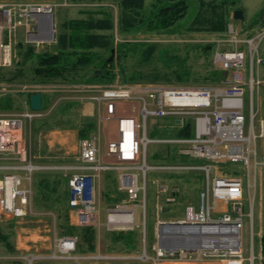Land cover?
I'll return each mask as SVG.
<instances>
[{"label":"built area","instance_id":"2783aa9c","mask_svg":"<svg viewBox=\"0 0 264 264\" xmlns=\"http://www.w3.org/2000/svg\"><path fill=\"white\" fill-rule=\"evenodd\" d=\"M57 5L34 0L0 1V69L14 65L20 31L24 32V43L37 48L55 40L57 29L53 18ZM226 33L228 39L223 42L236 45V49H215L213 63L223 73L216 84L150 83L110 88L78 85L73 89L81 99L97 103L99 114L96 132L79 141L81 164L69 168L76 171L68 182L71 226L92 227L99 235L104 225L110 233H128L140 227L136 210L141 207L144 211L142 234L147 236L149 173L186 171L194 175L199 171L204 174L205 186L200 192L199 204L187 207L185 219L174 220L164 219L163 214L178 202L182 191L178 186L155 182L162 200L157 204L155 234L158 242L151 246L154 255L147 249L139 256L78 253V237L64 236L56 239L54 252L59 254L55 255L56 259H70L76 264H132L135 261L144 264H256L258 258L254 251L246 255L243 232L251 222L253 240L256 179L264 171V106L260 108L258 99L256 102V94L264 88L261 74L264 29L243 38L235 23L230 22ZM241 45L249 47L248 74L247 53ZM17 88L26 95L41 91V85ZM3 89L4 93L9 92L6 87ZM248 93L247 116L245 98ZM25 108L22 114L0 113V221L29 216H50L56 220L54 213H38L33 209L34 173L45 167L33 163L30 150L23 142L24 129L26 123L44 117L46 112L32 111L27 103ZM149 119H162V131L177 133L189 129L190 135L151 138ZM106 122L115 123L117 136L103 149L100 131ZM159 144L168 146L167 156L175 157L177 153L188 162L153 165L149 162L148 148ZM198 160L204 163H192ZM229 164L242 165L243 175L228 171ZM107 172L119 175L118 190L127 198L106 210L103 224L101 181ZM252 189H255L253 197ZM37 258L32 256L28 261L32 264Z\"/></svg>","mask_w":264,"mask_h":264},{"label":"rangeland","instance_id":"374dc122","mask_svg":"<svg viewBox=\"0 0 264 264\" xmlns=\"http://www.w3.org/2000/svg\"><path fill=\"white\" fill-rule=\"evenodd\" d=\"M1 1V0H0ZM8 1V0H7ZM16 2L17 0H9ZM67 1V2H66ZM189 3V11L187 16L181 20L176 27L173 30H170L168 32H162V31H149L145 28L139 29L136 32H132L130 34H122L116 26L113 35H114V41L115 45L119 46L125 42H134V43H140V44H146V45H157V51L154 54L153 58L150 60L149 63H143L142 64V56L140 53L132 52L129 53V55L126 57L124 54H120L118 52H115L114 60L112 62L115 63V73L117 74V78L113 83H63L62 81H55L54 83H48V84H38L35 82H10V81H0V98H3L5 96H10L14 100L15 109L12 111L13 114H22L24 111H26L25 103L27 101V95L25 93H22L18 91L17 86L19 85H41V91L47 90L49 93H53L57 95L58 97L55 98L57 101L56 107L54 108V111L58 108V105H60V102L64 99L65 96H61V93L55 92L58 90H62V86H65V90H69V92H66V97L64 101L66 103L68 102H75L78 100L79 93L73 91V89L77 88L78 85H93L97 88H110L115 85H124V86H131L133 84H150L151 82H147L145 80H142L141 82H135V83H128L127 81L123 80L122 75L125 73L126 75H131L132 73L136 71H142L145 75L149 74L152 75L153 73H161L164 77L167 73H173L180 67L184 69V71L189 72L190 75V84H196V85H213L216 84L218 81H215L213 77V73L217 70L213 63V55L214 50L212 53H210L208 56L205 55L201 50L200 47L204 45H209L214 43L216 40H226L228 39L227 33H225L223 36H215L211 35L207 32H193L189 31L187 29L188 25L191 24L194 19L197 17V14L199 12V8L201 6V3L199 0H186ZM208 1V0H206ZM232 2V0H230ZM34 2H51L56 3L58 10H56L55 13V22L57 23L58 27H56L58 34L59 31V25L65 19L68 15L66 14L67 9H75V14L72 16V18H79V11H85L90 12L87 15L81 14L80 16L89 18L90 15H93V13H101V11L109 12L113 14V18L116 22L115 25H117V16L119 14V9L117 6V0H34ZM69 2V3H68ZM155 2V0H145V7L146 11L152 10V5ZM221 2V1H220ZM237 2H241V0H237ZM248 2L252 5V9L249 10L245 14L247 18H249L254 12L257 11L258 14L256 15L255 19L263 21L264 20V0H248ZM77 5L76 7L74 5ZM68 4V5H66ZM237 6V5H235ZM69 11V10H68ZM72 14V10H70ZM103 13L99 14L97 17H103ZM255 16V13H254ZM71 17V16H70ZM85 18V19H86ZM232 20L231 15L228 17V22ZM237 23V22H235ZM243 23V21L239 22ZM260 25V27H257V31L260 32L264 29V22ZM241 29V30H240ZM240 35L244 36H251L255 35L256 30L253 29V27H249L248 24H244V27H239ZM241 36V37H242ZM24 32L23 30L20 31L18 34L19 41L17 47H16V60L19 59L20 56V46H24L25 48L33 47L37 52H42L47 49H49L55 41L51 40L48 43L45 44L39 48L36 46L25 44L24 43ZM23 41V42H21ZM225 47L231 50L236 49V45L234 44H225ZM242 49L245 50L247 53V61H246V74H248L250 70V52L249 47L247 45H241ZM120 56V59L118 57ZM14 69V66L11 67ZM7 74V72L4 71V69H0V73ZM124 71V72H123ZM126 71V72H125ZM160 84L165 85H174L177 84L174 81L169 83L165 82L164 80L158 82ZM16 85V88L14 87ZM9 86V87H7ZM3 87H6L9 92L4 93ZM249 97L250 93L247 94L245 98V110L246 115L248 116V107H249ZM258 99V103L260 108L264 106V88H262L259 92V95L256 94V102ZM54 100V101H55ZM79 101V100H78ZM80 102V101H79ZM77 104V103H76ZM75 104L74 107H70L73 114L77 113L78 106ZM28 107V105H27ZM0 113H4L1 112ZM54 113V112H53ZM52 113V114H53ZM66 118L69 116H65ZM162 121V120H160ZM249 120L247 117V123L246 128L248 127ZM28 123H26V127L24 129V137L23 142L26 143V148H29L26 135H29V131L27 129ZM162 127V122H157L154 124L152 123V119H149L148 121V133L149 137L151 138H172L175 137V132H172L170 130L164 129L161 131L160 129ZM28 132V133H27ZM153 132V133H152ZM103 136L101 140L102 148L104 149L105 143H104ZM104 146V147H103ZM166 145H151L148 148V154H149V161H151V154L153 151H157L158 157H162V160H156L155 162L159 163H169V162H179V163H187L188 160L185 157L177 156V153H175V157L173 161L170 160V157L167 156V148ZM175 148H173V152ZM30 150V148H29ZM34 150V148H33ZM35 152V150H34ZM194 164H203L204 161H193ZM226 169L230 172H237L241 176L243 175V168L242 165L239 164H229L226 166ZM24 174V172H21ZM158 172H152L148 175V198H147V208H146V218H147V236H144L142 234V224L144 222V211L143 208L138 207L136 210V220L139 223L140 227H135L133 231L128 232L130 237L133 238V244L129 247L128 245H125L124 241L115 243L112 240V236H110V233L107 232V228L105 225L101 228L100 235H97L95 240V251L94 255L101 253L102 255H116V254H131L139 256L141 252H143L144 249H147L148 253L150 255H154V252H151V246L154 243L158 242V237L156 236V226H157V204L158 201L153 202V196L150 195L151 190L153 189V184L151 183L153 179H155L158 176ZM115 175V174H114ZM162 177H158L160 185H169V186H178L181 189V195L178 199V202L175 205L170 206L171 210L163 214L164 219H185L186 210L187 207L190 205L197 206L199 204L200 200V191L205 186V178L204 174L197 171L194 175L192 173H187L186 171H178L175 173H169L162 171L160 173ZM252 184L254 180L252 179ZM102 184V183H101ZM102 187V185H101ZM156 187V186H155ZM188 189H187V188ZM117 188V186H116ZM103 189L101 190V193H103ZM154 192V191H153ZM158 187L157 192L155 194L158 195ZM255 194V189H252V197ZM162 195V194H161ZM264 171L260 173L257 176L256 179V196L254 201V222H253V234L254 238L252 240V225L251 222H248L246 225V228L243 232V244L245 248L246 255H251L252 251H254L255 255L257 256V262L256 264H261L262 260L260 258V240H259V234H260V215H261V209L263 207L264 199ZM68 198V196H67ZM102 197V201H103ZM114 202L112 203H102L103 211H102V217L101 221L103 224L106 223V210L112 206H114ZM57 215V214H56ZM59 216V215H57ZM69 218V212L65 214L62 217V219L57 220L55 222L48 221L47 225L48 227H43L41 223H37L36 220L27 218L25 220H6V221H0V235L1 237L3 235L7 236L9 239V242L13 248L11 250L7 247L6 241L2 240L0 238V264H30L28 261L31 259L32 256L38 257L32 264H76L75 261H72L70 259L62 260V259H56L55 255V243L56 239H59L64 236H69L67 234L66 230V217ZM162 218V214H161ZM69 225L70 221H69ZM79 228L77 226H72ZM47 228V229H46ZM264 228V226H263ZM46 229V231H45ZM82 229V228H81ZM41 230V232H40ZM125 233V234H128ZM112 235V234H111ZM75 236V235H72ZM78 237V236H77ZM146 237V238H145ZM80 239L78 241L77 246L80 243ZM83 242V241H82ZM127 246V247H126ZM55 251V252H54ZM75 255V254H74ZM45 257V258H44ZM103 262H98L97 264H102ZM105 264V263H104ZM114 264H125L122 262H116ZM132 264H144L140 261H135Z\"/></svg>","mask_w":264,"mask_h":264},{"label":"trees","instance_id":"16d2710c","mask_svg":"<svg viewBox=\"0 0 264 264\" xmlns=\"http://www.w3.org/2000/svg\"><path fill=\"white\" fill-rule=\"evenodd\" d=\"M200 10L194 21L188 25L187 29L193 32H219L227 30L228 17L231 15L226 4H234V0H199ZM119 14L117 25L113 14L101 11L93 13L86 19H71L59 25L56 36V43L49 49L37 52L33 47L25 48L20 46V56L14 63V69H4L7 74L0 73V81L10 82H35L38 84L54 83L59 80L63 83H113L117 74L115 73V63L110 61L112 50H116L119 55L122 53L128 56L129 53H140L142 64L149 63L157 51V45H146L140 43L125 42L119 46L115 45L113 32L118 26L122 34H130L139 29L149 31L168 32L183 20L189 11V3L186 0H155L151 11H146L145 0H117ZM103 17H97L99 14ZM259 20H254L256 25ZM215 48L214 44L204 45L200 50L209 55ZM16 60V59H15ZM185 69V68H184ZM181 67L173 73H167L163 77L161 73L145 75L142 71H136L131 75L121 74L123 80L128 83L141 82L145 80L151 83L175 82L177 84H188L190 82L189 72ZM124 72V71H123ZM126 72V71H125ZM215 81L223 77V73L216 70L213 73ZM29 102L31 95H28ZM15 102L10 96L0 98V111L11 113L15 109ZM71 106L66 107V111L71 110ZM43 110L45 108L43 107ZM51 115V113L49 114ZM70 117V116H69ZM72 117V116H71ZM59 115L55 113L50 118L34 122V130H50L58 123ZM71 119V118H69ZM53 121L56 124L53 125ZM72 121V120H71ZM79 128L80 138L91 137L97 129V122L94 119H82ZM178 137L189 136V129H184L175 133ZM169 158V156H168ZM173 157L170 160L173 161ZM59 189H54V194L67 200V193H59ZM264 199V195H263ZM66 217L67 234L78 236L81 240L77 251L79 253H90L95 251L96 231L94 228H76L69 225V218ZM263 224H264V203H263ZM112 240L115 243L124 241L129 248L133 244V238L129 233H113ZM0 238L6 241L7 247L13 250L7 236ZM83 241V242H82ZM262 257L264 264V231L261 237ZM130 249V248H129Z\"/></svg>","mask_w":264,"mask_h":264},{"label":"crops","instance_id":"0c3cea01","mask_svg":"<svg viewBox=\"0 0 264 264\" xmlns=\"http://www.w3.org/2000/svg\"><path fill=\"white\" fill-rule=\"evenodd\" d=\"M219 1H223V0H219ZM77 5H81V3L76 4L74 6L76 7ZM226 7L230 11L231 15H233L235 10H242L245 16V14L249 12L250 9H252V5L248 2V0H241V2L239 3L237 2V0H234V4L227 3ZM70 10H72V14L70 13L71 12ZM74 10L75 9H67L66 14L68 15V17L67 18L65 17V19H63L62 22L71 20V19H85L86 17H82L80 15L81 14L87 15L88 13L90 14V12H85L82 10V11H79V14H80L79 18H72V16L76 12ZM257 11H253L255 13V16H254V13L249 18L245 16L243 23H239L241 21H239L238 23H235L237 29L239 30V27L241 28V26L244 27V24H248L249 27L252 26L253 29L256 30V32H258L257 27H260V25L263 24L262 22H264V20L263 21L259 20V22L256 25L253 23L254 20H256L255 17L258 14ZM207 33H210L211 35H215V36L224 35V33H219V32H207ZM223 41L224 40L220 39V40L214 41V43L220 49H228L225 47V44ZM261 74L264 75V70H261ZM62 87H64L62 88V90H58V91L55 90V92L61 93V96L66 97L65 93L69 92V90H65V86H62ZM53 93H49L47 90L42 91L43 107L46 110L45 111L46 115L44 117L35 119L33 122H29L27 125L29 135H26V138H27V142L30 148V155L33 158L32 161L36 165L45 167L44 170L37 171L34 173V183H33L34 195L32 199L33 209L34 211L38 213H44V214L54 213L55 215L57 214L59 216L60 215L64 216L65 214H67V212H69V221H70L72 210L69 206L68 182H69V178L74 173H76V171H71L69 168L77 167L81 164L80 155H79V141L81 139L79 135V128L82 125L81 123L82 119H85V118L94 119L97 122V116L99 114V106L94 101L88 100L86 98L84 100L81 99L82 96L78 97V100L80 102L78 100L75 101L77 104L73 102L66 103V101H64L65 99L64 97V99L60 102V105H58V108L54 111V108L56 107V104H57V101L55 100V98L58 96ZM28 101H29V98L27 96V102ZM75 104L78 106L77 113L73 114L71 110L66 111V107L68 106L74 107ZM48 112L51 113V115H54L55 113L59 115V119L57 121L60 124V126L58 127L56 126L55 128H52L47 131H44V130L35 131L34 122L48 119V117L50 118L51 115H48ZM65 116H70V117L66 118ZM154 122L157 123V122H162V121L152 119L153 124ZM52 124L55 125L56 121H53ZM102 126L103 127L100 131L101 140L103 136V139H105L104 143L106 145L108 141H111L116 138L117 127L114 122H106ZM160 130L162 131V129ZM156 152L157 151L152 152L150 156L151 161L149 162L152 163L153 165H161L162 163L155 162L156 160H160V159L162 160V157L160 156L158 157ZM161 172L162 171H159L158 176L155 179H153V181L151 182L154 186L150 192V195L153 196L152 197L153 202L162 200V195L160 196V194L158 195L155 194V192H157V186L155 185V182L156 181L159 182L158 177H162V175H160ZM119 182H120L119 175L117 173L107 172L103 174L102 181H101L102 183L101 190L103 189L104 191L102 193V197L104 200L102 201L101 199L102 203H106V204L112 203V202L116 203L117 201H122L127 198V196L124 193H121L118 190ZM55 188L59 189L60 194L67 193V196H68L67 200L65 198L59 199V197L54 194ZM221 207L225 208L224 205H222ZM57 215H56V220L57 218H59V220L62 219V217H59ZM260 217L261 219H260L259 240H260V253L262 254L261 237L264 231L263 207L261 209ZM27 218L36 220V222L38 224L41 223L44 228L48 227V226H45L47 225L48 221H51V220L53 222L56 221L52 219L50 216H44V217L43 216L42 217L41 216H29ZM27 218H23V219L9 218L6 220H25Z\"/></svg>","mask_w":264,"mask_h":264},{"label":"water","instance_id":"95a60500","mask_svg":"<svg viewBox=\"0 0 264 264\" xmlns=\"http://www.w3.org/2000/svg\"><path fill=\"white\" fill-rule=\"evenodd\" d=\"M244 19V12L242 10L234 11V20L242 21ZM53 38V37H51ZM116 50H112V56L110 57V61L114 60ZM120 59V56L118 57ZM31 109L33 111H41L43 109V97L41 93H37L31 97ZM161 241H162V232H161Z\"/></svg>","mask_w":264,"mask_h":264}]
</instances>
